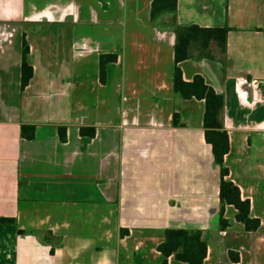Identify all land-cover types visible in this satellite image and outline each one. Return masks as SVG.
<instances>
[{"label":"crops","instance_id":"1","mask_svg":"<svg viewBox=\"0 0 264 264\" xmlns=\"http://www.w3.org/2000/svg\"><path fill=\"white\" fill-rule=\"evenodd\" d=\"M153 0H0V264H188L158 246L199 229L204 264H264V0H178L177 23L230 27L224 63H179L224 97V206L205 99L174 90L176 35ZM33 75L24 89L22 50ZM115 54L101 76L100 58ZM178 114V124L173 123ZM23 125L35 136L22 135ZM94 128V135L81 128ZM60 128H65L64 139Z\"/></svg>","mask_w":264,"mask_h":264},{"label":"trees","instance_id":"2","mask_svg":"<svg viewBox=\"0 0 264 264\" xmlns=\"http://www.w3.org/2000/svg\"><path fill=\"white\" fill-rule=\"evenodd\" d=\"M178 0H153L151 4L150 17L153 22L167 17L164 26L172 28L176 35L174 47V90L181 93L184 98L196 97L205 99L206 111L204 115L205 138L212 145V152L216 164L220 166V227L223 229L228 225L224 219V206L232 204L237 209L236 219L241 221L247 230H256L260 226L257 218L250 216V201L242 199L240 189L227 178L229 169L224 163V156L230 149L228 132L224 129L221 119L224 107V97L217 93L213 87L205 83L201 75L187 82L182 77L179 63L183 60L196 58L215 59L212 47L215 46L224 63L227 53V36L230 27H202L196 24L182 26L177 23ZM29 45L26 39L23 41L22 50V83L24 89L29 83L33 68L28 62ZM117 55L103 54L100 58L101 76L104 79L105 67L110 61H115ZM174 124H178V114H174ZM65 128H60V135L64 139ZM83 134L89 132L94 135V128H81ZM22 135L28 139L35 136V126L23 125ZM13 218L0 217V223H13ZM164 255V262L170 255H174L179 261L188 264H204L207 255V243L202 238L199 229L168 228L165 231V240L158 246Z\"/></svg>","mask_w":264,"mask_h":264}]
</instances>
